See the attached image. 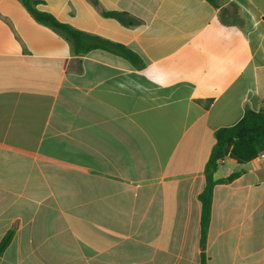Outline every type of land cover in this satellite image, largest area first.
Segmentation results:
<instances>
[{
    "label": "crops",
    "instance_id": "crops-1",
    "mask_svg": "<svg viewBox=\"0 0 264 264\" xmlns=\"http://www.w3.org/2000/svg\"><path fill=\"white\" fill-rule=\"evenodd\" d=\"M38 1L139 61L76 55L0 0V264H201L215 134L264 102V0ZM232 3L243 26L220 18ZM240 171L214 189L207 264H264V153L215 178Z\"/></svg>",
    "mask_w": 264,
    "mask_h": 264
},
{
    "label": "trees",
    "instance_id": "trees-1",
    "mask_svg": "<svg viewBox=\"0 0 264 264\" xmlns=\"http://www.w3.org/2000/svg\"><path fill=\"white\" fill-rule=\"evenodd\" d=\"M18 1L24 5L38 23L52 29L66 39L72 45L76 55H83L91 50L104 48L121 55L132 63L139 61L138 55L126 47L82 32L69 24L59 21L51 13L40 10L38 8L40 1L38 0ZM92 2L98 5L97 0H92ZM238 10L236 4H230V8L226 7L220 13L221 20L233 25L243 26L244 20ZM104 15L118 20L126 27L137 26L141 23L127 12L111 11L104 12ZM215 137L216 143L204 169L206 185L199 195L201 203V264H207L205 247L212 219L214 189L219 184L232 183L242 175V172H235L222 179H216L215 174L227 155H230L239 164H245L264 153V102L259 111H254L246 106L242 119L233 127L219 129ZM14 235L15 230L11 229L3 237L0 242V256L11 244Z\"/></svg>",
    "mask_w": 264,
    "mask_h": 264
}]
</instances>
